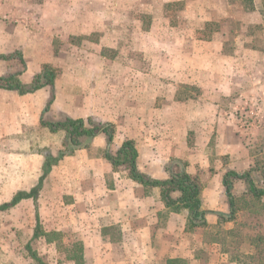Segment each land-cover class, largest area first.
Instances as JSON below:
<instances>
[{"label": "crops", "instance_id": "0c3cea01", "mask_svg": "<svg viewBox=\"0 0 264 264\" xmlns=\"http://www.w3.org/2000/svg\"><path fill=\"white\" fill-rule=\"evenodd\" d=\"M144 1L72 0L74 29L67 28L70 18L63 20L67 31L61 35L67 33V41L70 37L79 38L94 49L82 51L78 57L81 58H74L73 62L62 56L53 57L57 61H51L48 55L41 60L40 50L32 45L49 43V31L28 29L33 44L29 41L31 50L26 54L27 46L23 48L26 42L17 40L10 29H4L7 23L0 21V55L22 50L19 54L25 68L18 77L22 84H29L45 64L58 70L52 86L31 94L20 95L0 88V154L12 156L14 169L9 186L15 189L14 195L35 187L45 151L56 155L63 148L65 133L51 132L43 122L55 123L66 117L90 118L112 125L114 129L109 145L105 134L96 136L88 148L75 151L52 167L35 201L21 200L14 207L29 202L32 207L38 205L37 211L30 212V218L35 219V225L43 223L45 227L39 233L34 226L32 235L39 236L49 249L59 243L50 236L75 237L73 242L81 251V261L68 259L71 264H227V253L218 240V232L221 228L232 231L240 213L251 216L254 223L257 218L264 223V211L256 217L252 208L239 210L234 221L220 223L215 214L226 215L229 211L223 177L228 171L249 172L252 177L259 175L257 186L262 185L260 170L264 171V162L257 163L264 150H253V141L247 147L240 121L228 117L224 110L215 116L200 109L204 100L178 99L177 91L182 85L195 84L191 82L193 74L185 69L182 74L190 78H182L175 67L163 68L161 62L164 42L169 44L165 51L169 56L175 53L170 50L172 44L180 45L179 53L185 58L190 50L192 53L193 42H197L195 37L171 35L172 31L183 34L180 24L196 25L201 30L227 16L218 11H222L223 6L214 10L207 0H196V4L195 0H156L152 4ZM249 1L253 2L249 13L255 18L260 14L257 0ZM175 2H184L185 11L181 15H185L181 16L180 23L171 24L165 14V5ZM46 5L50 8L48 1L43 0L41 6ZM63 5H58L57 9H70L66 3ZM135 12L140 13L137 19L132 17ZM30 17V13L24 12L19 20L12 21L23 29L24 25L31 24ZM161 25L169 26L164 41ZM225 36L223 32L213 33L206 44L211 45L217 39L223 45V55ZM118 42L129 45L120 51L113 48ZM133 43L136 50H130ZM110 48L116 50H108ZM218 52L221 54L220 49ZM146 60L150 62L148 66ZM6 63H0V78L7 76L6 69H11ZM11 74L15 73L9 70L8 75ZM166 74L176 77L168 78ZM177 77L183 80L178 83ZM208 91L209 94L213 91L217 97L214 100L207 95V100L217 105L224 103L228 95L216 90V86ZM250 103L251 116L255 117L253 123L264 121V108L259 107L257 100ZM228 124H233L230 126L233 132L225 130ZM256 137L255 133L253 139ZM127 140L133 142L138 153L136 167L140 173L166 181L169 178L167 168L177 171L171 166L172 161L184 165V171L197 179L201 186V209L211 212L205 216V225L187 229V211L174 212L168 208L161 198L160 188H145L133 181L124 166L113 168L104 158V152L108 149L115 155ZM245 192L246 182L234 180L233 196L240 197ZM179 195L171 193L173 199ZM260 201L264 208V195ZM249 249L247 246V251ZM203 250L207 258H203Z\"/></svg>", "mask_w": 264, "mask_h": 264}, {"label": "rangeland", "instance_id": "374dc122", "mask_svg": "<svg viewBox=\"0 0 264 264\" xmlns=\"http://www.w3.org/2000/svg\"><path fill=\"white\" fill-rule=\"evenodd\" d=\"M45 1H48L50 8L47 7L48 5L45 7L41 6L43 0H0V3H2V8L0 7V21L7 23L8 26L4 29H10L11 34L14 35L17 40H21L23 44L26 42V45L23 46V48L27 46L26 54L31 50L29 41L33 44L31 41V30L28 31V29L38 32L49 31L50 33L49 43L45 41L37 45L35 43L32 45L35 50H40V54L42 55L41 60H45L44 56L48 55L51 61L55 60L53 57L62 56L64 58L67 57L69 61L73 62L74 58L76 60L81 58L78 57L82 51L94 50L89 43H83L79 38L70 37L67 41V33L61 35L67 28L70 30L74 29V24L72 22L74 11L71 10L73 4L72 0ZM144 2L152 4L156 2V0H145ZM207 2H209L214 10L219 6H223L224 9L218 11L226 14L227 17L225 20H221L218 23H209L201 30H198L196 25L189 27V25L180 24L179 28L181 32L184 31V36L181 33L175 34L174 31H172V33L170 31L172 36L188 37L190 39L195 37L197 42H193L195 47L192 53L190 50V54L187 58L180 55V45L178 46V44L171 43L170 50L175 52L171 54V57L169 56V52H165L169 44L165 42L162 43V67L166 69L175 67L178 74H182L185 69L191 70L193 74L191 82L195 84L182 85L177 91V98L182 101L191 98L194 100H204V103L202 102L204 106H201L200 109L204 112L214 114L215 116L217 113L221 112V110H224L228 117L231 116L234 120L236 118L240 121V127L245 134V142L248 141L246 142L247 147L248 145L251 146V141H253V145L255 146L253 150L263 152L264 121H256L253 123L255 117L251 116L250 109L252 105L249 104H251V100H257L259 107L261 109L264 108V104H262V100L264 99V0L256 1V7L258 6L257 11L260 14L255 18L253 14L249 13L253 7V2L250 3L249 0H207ZM64 3H66L70 9L58 10V5L64 6ZM194 3L196 4V0ZM183 11H185L184 2L168 3L165 5V14L171 21V24H173V22H181V14ZM24 12L31 14L29 19L31 24L24 25L23 27L25 29L23 28V31L15 22L21 18ZM247 13L249 14L247 15ZM139 15L140 13L135 12L132 17L137 19ZM143 17H148V15H144ZM68 18H70L69 25L65 29L62 22L63 20L68 21ZM12 20H15V22ZM167 27L169 26L161 25L162 41L165 40V36L168 34ZM76 29L78 28H75V30ZM193 29L195 30L194 33H192ZM222 32L226 35L223 55V51H221L223 45L220 44L217 39H214L215 41L212 42L211 45L206 44L211 34L213 36V33ZM95 37L96 35L92 36L93 39ZM81 44H84V46L87 45V47H83ZM75 45H79V47ZM128 45L129 44L118 42L113 44V48H118L122 51L126 50L125 47ZM130 45L132 46L130 50H136L134 48L135 43ZM219 49L221 54L218 52ZM108 50L115 51L116 49L110 48ZM20 52H22V50L12 54H19ZM74 53H76V55ZM9 55L11 54L5 56ZM165 56L166 58H164ZM64 60L65 59L62 61ZM23 62L22 59L19 60L16 57L8 61H0V63H6L7 67L10 66L11 68L6 69L5 75L7 76L9 70L14 73L23 72L25 68ZM86 62L88 64L89 59H87ZM145 63L148 66L150 62L147 61ZM179 76L182 78L186 76L188 80L190 78L188 74ZM166 77L175 78L176 76L166 74ZM180 77H177L178 83L183 80ZM202 84L204 87L200 88L199 86ZM212 86H216V90L220 89L221 92L228 94L224 97V103L217 105V103H210L211 99L207 100V95L212 99L217 97V95L213 94V91L212 94H209L208 88ZM190 88L193 89L190 90ZM240 104L242 107H240ZM197 108L193 110H197ZM228 125L229 126H226L225 130L227 132H233V124ZM255 133L257 137L253 139ZM11 157L10 155L0 154L1 204L11 200L16 192L15 189H11L9 186L12 175L11 172L14 169ZM258 158L257 164L260 165L264 162V155ZM170 164L172 167H176L174 170L181 168L179 162L171 161ZM253 178L255 182L259 183V175L253 176ZM261 205L263 206V203L260 202L249 206L255 211L256 217L264 211ZM37 206L38 205H34V207H32L29 202L28 205L22 204L6 211H0V264H59L60 262L71 264L67 262L68 259H73V256L78 255L79 252H77L78 250L75 248L76 246L73 242L75 237L73 236H50V238L59 243L55 247L49 249L46 243L38 238L39 236L32 235L34 226L39 233L40 231L43 232L45 227L43 223L40 225L37 223L35 225V219L30 218L32 217L30 212L37 211ZM249 217L251 216L240 213L236 216L237 225L234 227L231 234H226L227 232L222 228L220 232H218V240L222 242L224 247L223 251L226 250L227 253L225 257L227 262H231L230 260H237L238 263H232L264 264V223L261 222L259 218H257V222L254 223ZM256 236L263 238V241L261 243L254 242L251 244V241ZM247 246H250L248 251ZM202 254L203 258H207L206 250H203ZM229 262L227 264H232Z\"/></svg>", "mask_w": 264, "mask_h": 264}, {"label": "trees", "instance_id": "16d2710c", "mask_svg": "<svg viewBox=\"0 0 264 264\" xmlns=\"http://www.w3.org/2000/svg\"><path fill=\"white\" fill-rule=\"evenodd\" d=\"M16 57L21 60L20 54H11L9 56L0 55V61H8ZM21 72L8 75L0 78V88L5 90L16 91L20 95L34 93L44 87L52 86L56 77L58 76V70L51 65H43L41 71L36 74L29 84H22L19 80ZM51 132L63 131L65 138L63 142V148L57 152L56 155H52L48 151L43 154V162L41 165V173L38 178L37 184L29 192H17L8 203L0 205V211H6L17 205L21 200L32 199L36 200L39 190L41 189L42 182L49 174L53 166L65 157L72 156L75 151L80 149H86L89 147L93 138L100 134H105L107 137V145L112 141L114 129L112 125L100 124L92 119H71L64 118L61 121L55 123H45ZM104 158L117 169L120 166L126 167L128 170V176L135 182L141 184L145 188L158 187L161 189V198L168 208L177 212L179 210H185L188 213L187 229L192 230L195 227L205 225V216L211 214V212H205L201 209L200 194L201 186L196 178L191 177L184 171V165H181L176 172L172 169H168L169 178L166 181H158L151 179L149 176L140 173L137 170V158L138 153L133 145L132 141H124L115 155H111L108 149L104 152ZM260 168V166H258ZM258 168V169H259ZM263 183L257 186V182L250 176L249 172L242 174L234 171H228L223 177V186L225 188V194L229 204V211L226 215L221 213L215 214L220 220L219 222L234 221L236 213L240 210L249 209L252 204L260 203L261 197L264 195V171H261ZM243 179L247 184V192L240 197H234L232 194L233 181ZM178 192L180 195L177 199L171 197V193ZM263 207V206H262ZM226 234L232 233L231 230L226 231ZM263 238L256 236L251 241L252 243H261ZM78 255L73 258L77 261H81V251L77 249ZM226 252V250H225ZM72 259V258H70ZM237 261V260H235ZM238 262V261H237Z\"/></svg>", "mask_w": 264, "mask_h": 264}]
</instances>
